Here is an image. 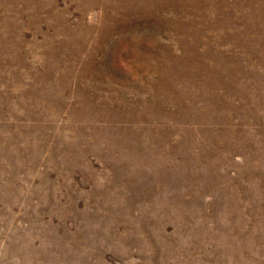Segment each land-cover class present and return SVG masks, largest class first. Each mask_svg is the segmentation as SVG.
Segmentation results:
<instances>
[{
  "label": "rangeland",
  "instance_id": "rangeland-1",
  "mask_svg": "<svg viewBox=\"0 0 264 264\" xmlns=\"http://www.w3.org/2000/svg\"><path fill=\"white\" fill-rule=\"evenodd\" d=\"M0 264H264V0H0Z\"/></svg>",
  "mask_w": 264,
  "mask_h": 264
}]
</instances>
